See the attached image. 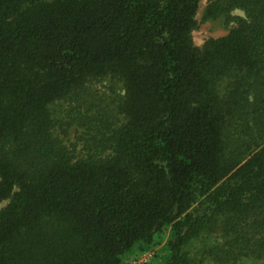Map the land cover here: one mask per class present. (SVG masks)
Listing matches in <instances>:
<instances>
[{
  "label": "trees",
  "instance_id": "obj_1",
  "mask_svg": "<svg viewBox=\"0 0 264 264\" xmlns=\"http://www.w3.org/2000/svg\"><path fill=\"white\" fill-rule=\"evenodd\" d=\"M200 1L0 0V264H264V0Z\"/></svg>",
  "mask_w": 264,
  "mask_h": 264
},
{
  "label": "rangeland",
  "instance_id": "obj_2",
  "mask_svg": "<svg viewBox=\"0 0 264 264\" xmlns=\"http://www.w3.org/2000/svg\"><path fill=\"white\" fill-rule=\"evenodd\" d=\"M207 3V0H201L200 6L197 11L196 20L197 25L195 29L192 32V39L193 43L196 46H201L207 39L209 38H215L224 35L228 31V27L231 25H225L221 20L219 19H203V9ZM234 14L237 15H243V12L240 10H234ZM107 82H104V85H100L102 90L106 89ZM99 85V84H98ZM162 245L158 246L160 248ZM153 252H146L136 259L134 256H126L123 260V264H139L141 262H145L150 259L151 254Z\"/></svg>",
  "mask_w": 264,
  "mask_h": 264
}]
</instances>
